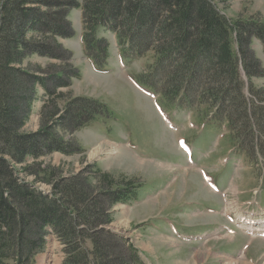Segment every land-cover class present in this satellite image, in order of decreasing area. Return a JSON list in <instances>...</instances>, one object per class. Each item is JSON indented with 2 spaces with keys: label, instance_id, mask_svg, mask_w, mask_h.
<instances>
[{
  "label": "rangeland",
  "instance_id": "rangeland-1",
  "mask_svg": "<svg viewBox=\"0 0 264 264\" xmlns=\"http://www.w3.org/2000/svg\"><path fill=\"white\" fill-rule=\"evenodd\" d=\"M156 1L142 3L147 7ZM212 1L229 25L237 21L264 24V0ZM78 2L83 4V0ZM163 16L159 14L158 20H163ZM66 20L71 24L72 34L55 37V42L64 49L57 51L59 56L46 58L33 54L15 66L33 74L43 71L53 74L60 69L71 74L73 67L78 77L72 76L69 87H59L52 94L36 86L31 112L21 131L38 130L41 106L47 104L50 112L54 100L64 110L75 98H89L100 102L103 112L77 130L70 126L68 129L64 123H53V133L73 151L70 154L52 152L40 157V168L51 171L52 180L82 172L95 182L98 170L116 181L131 180L141 186L135 201L111 206L112 221L106 225L135 248L137 264H264V237H251L223 214L228 207L235 217L236 212L252 208L254 199L264 207V122L258 142L263 152L257 151L253 158L235 154L232 134L222 123L211 119L213 107L209 110L204 102L187 107L177 100L164 101L158 83L163 73L154 71L151 50L145 53L142 46L122 53L114 32L108 27L99 28L96 35L107 41V54L93 52L96 59L87 54L93 62L81 46V34H84L81 7L70 8ZM138 27L142 29L135 34V39L143 45L152 37V32H147L148 17L137 21L134 28L138 31ZM27 35L29 38L37 36L32 32ZM249 48V56L258 62L262 75L255 73L248 79L241 62L237 65L238 78L247 101L255 106L252 112L264 113V53L255 38ZM208 55L202 65L215 59L209 52ZM218 57H223L222 49ZM213 68L217 70V66ZM212 73L202 74V79L213 86ZM17 80L16 85L6 91L12 96L17 95L16 87L21 84ZM227 80L220 82L228 85ZM139 82L152 90L158 101L141 91ZM188 86L193 83L189 81ZM161 106L168 117L165 116L164 121L158 108ZM218 114L224 115L223 112ZM179 138H184L190 146L191 153L187 157L178 147ZM26 162L32 163V158H27ZM14 166L20 170L23 165ZM18 174L38 192L51 195V183L43 180L42 173L36 177L20 170ZM209 183L219 192L211 191ZM249 202L251 205H247ZM210 208L212 211H208ZM45 240L34 264H47L49 256L58 258L55 264H62L61 242L51 231Z\"/></svg>",
  "mask_w": 264,
  "mask_h": 264
},
{
  "label": "trees",
  "instance_id": "trees-1",
  "mask_svg": "<svg viewBox=\"0 0 264 264\" xmlns=\"http://www.w3.org/2000/svg\"><path fill=\"white\" fill-rule=\"evenodd\" d=\"M34 1L36 4L30 0H0V264H34L48 231L62 244V264H137L135 248L106 225L112 221L111 206L135 200L139 186L131 180L116 181L98 170L95 182L82 172L52 180L53 173L40 168L38 161L52 152L73 151L53 133V123L77 130L102 114V104L75 98L61 110L54 100L48 112L44 103L39 111L40 128L23 132L36 86L52 94L59 87H69L71 77L78 76L73 67L71 74L64 69L33 74L15 64L33 54L59 56L57 51L64 49L55 37L72 34L66 17L70 8L81 7L86 54L94 59L93 52L107 54V41L96 35L105 27L116 34L122 49L145 46L143 52L152 51L154 71L163 73L158 83L164 101L177 100L187 107L204 102L209 110L213 107L212 118L225 121L238 150L253 158L257 151L263 152L258 142L264 113L252 112L255 106L247 101L237 65L242 62L248 79L255 73L262 75L248 51L253 38L264 46V24L237 21L229 25L212 0H157L147 7L144 0H83L82 5L78 0ZM159 14L164 15L163 20H158ZM145 17L152 37L142 45L135 39L142 28L137 31L134 25ZM28 32L37 36L29 38ZM208 52L215 59L202 65V60L210 57ZM211 73L213 86L202 79V74ZM17 79L21 84L16 87L17 95L12 96L6 91L16 85ZM226 79L230 84L220 82ZM189 81L193 86H188ZM222 112L224 115L218 114ZM27 158H32V163H27ZM14 164H22L20 170L35 176L42 173L43 180L51 183V195L19 179L20 170Z\"/></svg>",
  "mask_w": 264,
  "mask_h": 264
},
{
  "label": "bare ground",
  "instance_id": "bare-ground-1",
  "mask_svg": "<svg viewBox=\"0 0 264 264\" xmlns=\"http://www.w3.org/2000/svg\"><path fill=\"white\" fill-rule=\"evenodd\" d=\"M97 151L99 152V151H101V148L99 147V148H97ZM253 223H256V222H253ZM252 225V224H251ZM251 225H250V227L247 229V230H251V231H254V227L252 228L251 227ZM257 231V230H256ZM228 236V235H227ZM56 262H58V258H55V256H53V257H50L49 256V259H47V264H55Z\"/></svg>",
  "mask_w": 264,
  "mask_h": 264
}]
</instances>
